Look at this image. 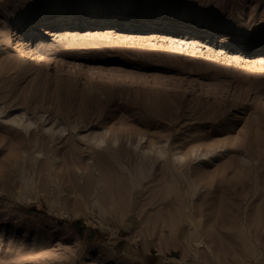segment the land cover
<instances>
[{
  "label": "rangeland",
  "instance_id": "1",
  "mask_svg": "<svg viewBox=\"0 0 264 264\" xmlns=\"http://www.w3.org/2000/svg\"><path fill=\"white\" fill-rule=\"evenodd\" d=\"M0 264H264V0H0Z\"/></svg>",
  "mask_w": 264,
  "mask_h": 264
},
{
  "label": "bare ground",
  "instance_id": "2",
  "mask_svg": "<svg viewBox=\"0 0 264 264\" xmlns=\"http://www.w3.org/2000/svg\"><path fill=\"white\" fill-rule=\"evenodd\" d=\"M156 18H158V17H156ZM104 19V18H103ZM104 20H108L107 18H105ZM38 21H39V19H38ZM198 25V24H197ZM197 28V27H196ZM206 28V27H205ZM21 122H23V121H21ZM25 123V122H24ZM23 123V125L22 126H26V127H29V124H31V123H28V125L26 124H24ZM31 127V126H30ZM91 139L92 140H96V144L98 145L97 147H99V145H101V144H105V142H106V133H102V134H98L97 135V133L96 134H94L92 137H91ZM117 139L118 138H116V137H113L112 138V141L110 142L111 143V145H113V144H117L118 142H117ZM119 140V139H118ZM90 141V140H89ZM93 143H94V141H92ZM108 142V141H107ZM113 143V144H112ZM140 143V140L138 141V143L135 145V147H133V149L136 151V153L138 154V155H140V156H143V158L141 157V160H140V162L138 163V171H139V179H138V183L139 184H141V181H143L144 179H146L147 177H149V174L151 173V171H152V166H154L155 164V160H152V152L153 151H155V150H153V151H150L148 148L147 149H140L141 148V145L139 144ZM107 144V143H106ZM135 144V143H134ZM115 145H114V147H115ZM107 146V145H106ZM110 146V145H109ZM131 146H133V143H132V145ZM140 146V147H139ZM102 147V146H101ZM112 147V146H111ZM143 147V146H142ZM217 147V146H216ZM243 147V146H242ZM258 147V146H257ZM146 148V147H145ZM164 146L163 147H161L160 148V150H157V154H156V152H155V155H157V158L156 159H158V158H162V156L163 157H165V155L164 154H166L167 152V150L164 148ZM215 148V147H214ZM218 148V147H217ZM256 148V147H255ZM259 148V147H258ZM243 149V148H242ZM241 149V150H242ZM105 150V149H104ZM133 150V151H134ZM194 150V149H193ZM200 150V149H199ZM200 151H202V150H200ZM200 151H199V153H200ZM206 151V150H205ZM211 151V150H210ZM177 152V151H176ZM175 152V153H176ZM246 151H243L242 153H241V161L243 160V161H245V163L246 162H248V161H250V159H251V157L249 156V155H247L246 153H245ZM41 152H38V154H40ZM154 153V152H153ZM173 153H174V151H173ZM178 153V152H177ZM199 153H197V154H199ZM212 153V155H211V157H210V161H212L213 159H215V158H217V157H219L220 156V154L221 153H223V148H221V146H220V149H214V151L213 152H209V151H206V152H204V153H202V155H204V156H209V154H211ZM194 154L196 155V152H195V150H194ZM171 155V154H170ZM169 155V156H170ZM173 155V154H172ZM194 155V156H195ZM200 155V154H199ZM167 156V155H166ZM174 156H176V154L174 155ZM173 156V157H174ZM183 156H185L184 154L182 155L181 153H180V155L178 156H176V157H178V162H181L182 160H183ZM160 158V159H161ZM196 158H198V157H196ZM185 159V158H184ZM186 159H187V157H186ZM194 159H195V157H194ZM212 159V160H211ZM138 160V159H137ZM165 160V159H164ZM171 161V160H170ZM252 161V160H251ZM166 162V161H165ZM168 163V162H167ZM249 163V162H248ZM177 164V163H176ZM175 164V165H176ZM123 165V164H122ZM134 167H135V165H134ZM169 168V167H168ZM176 168H177V166H176ZM181 168H183V166H181ZM180 168V169H181ZM178 169V168H177ZM179 169V170H180ZM185 169V168H184ZM130 171H132L133 172V170L132 169H130ZM182 171V170H181ZM170 172H171V170H170ZM187 172V171H186ZM136 174V173H135ZM183 175H184V178L186 179V181L189 183V185H191L192 186V188L195 186L196 187V181H195V178H193V177H191L190 175H188L187 173H183ZM200 179H202V178H200ZM197 180H199L198 178H197ZM145 181V180H144ZM200 182H202V181H200ZM139 184H136V185H139ZM135 185V186H136ZM200 185V184H199ZM198 185V186H199ZM134 186V185H133ZM198 186H197V188H198ZM195 189V188H194ZM95 190V189H94ZM195 191V190H194ZM95 192V191H94ZM92 198V197H91ZM104 198V197H103ZM95 199V198H94ZM99 199H101L102 200V198H99ZM98 198L96 199V200H94V204H98L99 206V208L101 207V209H105V207L101 204V202L102 201H100ZM91 204V203H90ZM119 204V203H118ZM132 204H133V202H132ZM92 205V204H91ZM90 205V206H91ZM119 207V206H118ZM92 209V208H91ZM131 209V208H130ZM187 209V208H186ZM86 210V209H85ZM118 210V209H117ZM88 211V210H87ZM119 211H120V208H119ZM130 211H132V210H130ZM76 212V211H75ZM78 212V211H77ZM99 212H101V211H99ZM108 212V211H107ZM113 212V211H112ZM102 213V212H101ZM122 213V212H121ZM123 213H124V211H123ZM129 213V212H128ZM103 214V213H102ZM101 214V215H102ZM119 214V216H121L120 215V213H118ZM124 215V214H123ZM126 215V214H125ZM124 215V216H125ZM100 217V216H99ZM118 217V216H117ZM116 217V218H117ZM124 218V217H123ZM191 218V217H190ZM109 219V218H108ZM122 219V218H121ZM120 219V220H121ZM196 219V218H195ZM187 220V219H186ZM199 221H200V219H198ZM241 220V219H240ZM179 221H181V220H179ZM241 221H244V220H241ZM247 221V220H246ZM119 222V221H118ZM122 222H123V220H122ZM173 222V221H172ZM176 221H174L173 223H172V225H176L177 223H175ZM190 223H193V228H194V230L191 232V235H187L189 238H190V241L191 240H193V239H195L196 240V238H198L197 240H199V242H197V246H198V243H200V242H203V240H200L201 239V228H200V222H195V220L193 219V218H191L190 219V221H189ZM203 222V221H202ZM102 225V224H101ZM178 225H180V224H178ZM250 225V224H249ZM253 225V224H252ZM247 226V225H246ZM179 227V226H178ZM182 227V226H181ZM240 227V226H239ZM174 229H176V227H174ZM181 229V228H180ZM179 229V230H180ZM183 229V228H182ZM181 229V230H182ZM205 229V228H204ZM241 229L243 230V232H244V235L246 236V237H248L247 236V230H248V228L247 227H245L243 224L241 225ZM261 229H263V226L261 227ZM203 230V229H202ZM253 230V229H252ZM173 231H175V230H173ZM187 231H188V229H187ZM179 232V231H178ZM190 232V231H189ZM261 232V231H260ZM175 233V232H174ZM180 233V232H179ZM181 234V233H180ZM202 234H203V232H202ZM241 234H243V233H241ZM249 234V233H248ZM260 234V233H259ZM174 235V234H173ZM204 235V234H203ZM206 235V234H205ZM238 235H239V233H238ZM237 235V236H238ZM254 235V234H253ZM172 236V235H171ZM180 236H182V235H180ZM184 236V235H183ZM186 236V235H185ZM242 236V235H241ZM241 236H239L240 238H241ZM249 236H250V234H249ZM204 237V236H203ZM207 237V236H206ZM254 237V236H253ZM174 238L176 239V237L174 236ZM185 238H187V237H185ZM248 238H252V237H248ZM183 239V238H182ZM253 239V238H252ZM170 240V239H169ZM176 240H179V239H176ZM186 240V239H185ZM196 240V241H197ZM255 241L253 242L255 245H257L258 243H261L260 241H259V239H258V237H256L255 239H254ZM188 241V240H187ZM247 241H248V239H247ZM250 241V240H249ZM183 241L181 240V243H182ZM242 242V241H241ZM251 242V241H250ZM253 243H251V244H253ZM253 244V245H254ZM252 245V246H253ZM259 245V244H258ZM261 245V244H260ZM249 246V245H248ZM194 247V246H193ZM250 247V246H249ZM248 247V248H249ZM164 248V247H163ZM195 248V247H194ZM196 249V248H195ZM252 249V248H251ZM164 251V250H163ZM257 251H259V250H257ZM256 251V252H257ZM194 253V252H193ZM198 254V253H197ZM255 255V254H254ZM260 257V256H259ZM258 257V258H259ZM258 258H256V259H258Z\"/></svg>",
  "mask_w": 264,
  "mask_h": 264
}]
</instances>
